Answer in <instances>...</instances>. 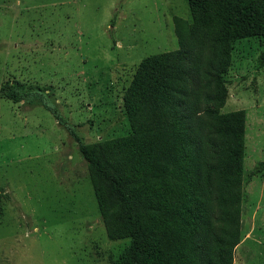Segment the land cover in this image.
<instances>
[{
    "label": "rangeland",
    "instance_id": "1",
    "mask_svg": "<svg viewBox=\"0 0 264 264\" xmlns=\"http://www.w3.org/2000/svg\"><path fill=\"white\" fill-rule=\"evenodd\" d=\"M183 22L186 0H0V87L25 93L0 98V264H110L128 245L107 239L66 129L84 144L127 135L124 91L144 58L178 49ZM230 47L220 112L245 113L232 264H264V48Z\"/></svg>",
    "mask_w": 264,
    "mask_h": 264
},
{
    "label": "trees",
    "instance_id": "2",
    "mask_svg": "<svg viewBox=\"0 0 264 264\" xmlns=\"http://www.w3.org/2000/svg\"><path fill=\"white\" fill-rule=\"evenodd\" d=\"M186 2V38L175 28L178 49L144 58L124 91L127 135L84 144L66 129L107 239L129 240L110 264H232L241 239L245 113L220 109L230 45L264 48V0ZM24 97L17 82L0 87Z\"/></svg>",
    "mask_w": 264,
    "mask_h": 264
}]
</instances>
